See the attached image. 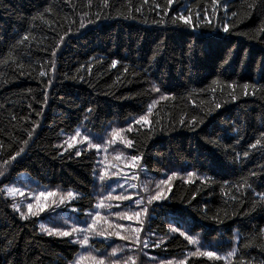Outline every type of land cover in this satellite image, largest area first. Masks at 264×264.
<instances>
[{"label":"trees","instance_id":"obj_1","mask_svg":"<svg viewBox=\"0 0 264 264\" xmlns=\"http://www.w3.org/2000/svg\"><path fill=\"white\" fill-rule=\"evenodd\" d=\"M224 3L227 14L220 6L214 13L211 0H174L171 6L167 0H108L107 7L104 0H0V171L7 169L0 192L35 186L79 194L70 205L49 213L47 207L28 220L11 208L31 200L28 190L15 201L0 196V264H75L89 252L104 256L105 264H123L129 255L137 264H264V196L257 195L264 194V7L260 0L253 9L252 0ZM189 10L194 27L173 23ZM149 105L150 123H133L129 131ZM193 116L201 122L195 131ZM77 131L75 146L64 151ZM84 136L101 150L90 148ZM257 139L261 145L250 148ZM127 140L132 147H123ZM20 147L22 157L5 165ZM134 155L141 159L130 168ZM98 160L109 173L135 176V189L125 184L129 200L105 199L111 207L100 210L128 239L91 237L82 247L74 237L45 235L41 223L61 226L69 219L84 226L85 213L109 192L111 181L94 177ZM161 180L169 183L158 189ZM157 191L164 198L147 205ZM53 200L59 196L45 204ZM145 206L147 214L132 220L114 215ZM137 234L148 247L135 243ZM158 240L164 242L154 247ZM197 248L221 259L191 255Z\"/></svg>","mask_w":264,"mask_h":264},{"label":"snow or ice","instance_id":"obj_2","mask_svg":"<svg viewBox=\"0 0 264 264\" xmlns=\"http://www.w3.org/2000/svg\"><path fill=\"white\" fill-rule=\"evenodd\" d=\"M144 2L147 3L148 0H144ZM173 2H174V0H167V5L171 6ZM211 2L213 5L214 13H215L216 6H220V7H223V9L225 10V13L227 14V9H228L227 3H224L223 5H221L220 0H211ZM260 5L262 7H264V0H260ZM104 6L105 7L108 6V0H104ZM157 7H159V6L157 5ZM255 7H256V0H252V3L248 4V8L253 9ZM136 10L139 11L138 8ZM205 13H207V9H205ZM195 15H196L197 20L201 19L199 12H197ZM231 15L233 17H235L237 15V13L232 12ZM191 17H192V12L190 10L188 11L187 15H185L183 12H180L175 17H173V23H175L177 20H179V21H182L183 24L186 26L194 27L193 20ZM80 27L81 28L85 27L83 22H81ZM222 30H223V32L227 33L229 31L228 25L225 24L223 26ZM259 31L261 33H264V27H261ZM23 40H27V36H25L23 38ZM21 42H23V41H21ZM61 42H63V38H61ZM52 55L55 56V51L52 52ZM225 62H227V61H225ZM117 63H119V62L115 61V60L112 61L111 67L115 68ZM53 69H54V65H53ZM41 75H44V73L42 72ZM230 87H234V86H230ZM243 88L245 90V94L247 95V90L249 88V85L246 83L243 85ZM153 90L156 92H159V88L154 87ZM164 98H166V97H164ZM233 99H235V97H233ZM216 107L220 108L221 105L217 104ZM87 111L91 112V109H88ZM151 113H152V105H149L147 108V113L145 115H141L138 119L132 121L129 124V131L132 130V124L133 123L139 124L141 126L149 124L150 123L149 116L151 115ZM180 123L184 124V121L181 120ZM198 123H201V122H198L196 120L195 116H193L192 119L189 121V124L192 126L193 131H195ZM32 131H34V127H33ZM28 135H29V138H31V132H29ZM79 135H80V132L77 131L76 135L70 138V142H68V141L65 142V143H67V148H64L63 144L58 145L57 147L64 148V151H67L68 149L73 148L75 146V143H76V137H78ZM113 135L115 136L118 134L113 133ZM262 136H264V134H262ZM83 141L88 142L89 147L96 149L97 152H99L101 150V144L90 143L89 136H84ZM27 143H28L27 140L23 141L24 145H27ZM125 143L127 144L128 147H132L133 142L131 140H127V141H125ZM257 145H261V139H257L255 141V143L250 145V148L255 149L257 147ZM0 147H2V145H0ZM24 153H25V147H20L17 151H15L14 154L10 155L9 158L4 161V164L11 166L10 162L11 161H17V158L22 157V155ZM248 154L249 153L247 151H245L243 153V156L247 157ZM61 155H63V153H61ZM73 155H75L76 157H79L81 155V151L77 150L73 153ZM236 158L240 159L239 153L236 154ZM140 159H141V157H139V156H135V155L132 156L130 168H135L137 166V162ZM97 169L98 170H94V177L96 179H98V181H100V182L111 181V183L107 184V187L109 188V192L106 195H102L101 198L98 200V202L95 205H93L92 209L85 213V216L87 219L84 222V226H78L75 222L69 224V219H65L63 222V225H61V226H57L55 224H52L50 226H46L44 223H41L39 225V227L45 235L50 236V237H58V238L74 237V242L80 244L82 247L89 245V241H90L91 237H99L103 240H107L111 237H119L120 239H124V240L128 239L127 236H121L120 235V229L122 228V225H120V224H115V225L108 224L106 217L104 215H101L100 210L111 207L110 205H106L104 203L105 199H109V200L115 199L118 201L119 200H129L131 197L129 195L125 194L127 192V189H125V184H127L129 188L135 189L136 184L132 182V180L135 179V176L133 175L132 177H125L118 171L109 173L104 168L103 161H100V160L97 161ZM6 171H7V169L0 171V177H4L6 179L7 178L5 176ZM173 175L175 176L177 174L173 173ZM187 175L189 177H192L196 174L194 172H188ZM253 175H255V173H253ZM113 177H115V179H113ZM168 183H169V180H161L157 184V188L159 189L161 185H166ZM116 189H120L121 194L113 196L112 192H114ZM145 190L147 191V188ZM17 193H20L21 195H23V193L20 191L19 188L15 187V186H13V187L5 186L3 188V191L0 192V196L6 194L7 197L12 198V201H15V197H16ZM257 195L258 196H264V194H262V193H257ZM57 196H59L58 203H57V201L53 200L52 204H57V206H58V204H65L66 206H68L71 204L72 200L78 198L79 194L74 193L72 191H68L66 193V196H65L64 194L59 193L58 191H39V193L33 197V199L35 201H37V204L35 205V208H36L35 211L33 210L34 204L32 202L26 203L27 214L25 212L21 211V207H22L23 202H12L11 208L13 209V211H15L16 213L19 214L21 219L28 220L30 216H36L39 213L44 212L47 207L52 206V205H46L43 203H39V201H41L42 199H44L46 197H57ZM163 198H164L163 191H157L154 195L148 196L147 205H151L153 201H158V200H161ZM132 203L134 205H139L142 203V200H132ZM71 211L77 212L78 209L71 208ZM147 211H148V208H147V206H145L140 211H135L131 215H129L127 212H124V211L116 212V213H114V215L119 217L120 219L132 220L134 218L140 217L142 213L146 215ZM110 214H112V213H110ZM113 228L115 230H110ZM170 230L172 232H179V234L181 236H184L190 244H196L197 243V241L192 236L187 235L186 232L181 231V229L178 227H171ZM136 231L138 233L139 229H137ZM261 231L264 232V230H261ZM74 234H75V236H74ZM163 242H164L163 240H158V241L154 242L153 246L154 247H160V245ZM8 243H11V241H8ZM135 243L137 245H142L145 248L149 246L147 240H141L138 234L135 238ZM117 251L118 250L116 248H113L110 256L116 257ZM119 251L123 252L124 249L121 248V249H119ZM235 254H236L235 250L228 253L229 256H233V257L235 256ZM191 255H193V256H196V255L204 256V257H207L209 260L221 259V257L217 254V252H215V251H201L199 248H197L196 252L191 253ZM153 259H155V258H153ZM84 260L91 261V264H105L104 256L92 255L91 252H89L87 256H84V255L80 256L79 259L77 261H75V264H82V262ZM110 264H120V259H111ZM123 264H137V261H136L135 257L129 255L123 259ZM159 264H174V262H173V260H162L159 262ZM179 264H186V261L182 259L179 261Z\"/></svg>","mask_w":264,"mask_h":264},{"label":"rangeland","instance_id":"obj_3","mask_svg":"<svg viewBox=\"0 0 264 264\" xmlns=\"http://www.w3.org/2000/svg\"><path fill=\"white\" fill-rule=\"evenodd\" d=\"M10 187H13V186H10ZM16 187V186H15ZM27 187L28 186H24V187H20L21 188V190H28L29 191V195H30V197H31V200H29L28 202H32L33 204H34V209L33 210H36V208H35V205L37 204V201H35L34 199H33V197L35 196V195H37L38 193H39V191H48V190H44V189H42V188H40V187H35V186H32V187H30L29 189H27ZM18 188V187H17ZM20 190V191H21ZM18 194V193H17ZM58 197V196H57ZM57 197H46V198H44V199H42L41 201H39V203H43V204H45V201L46 200H48V199H55V198H57ZM26 203L27 202H25V204H23L25 207H26ZM61 205L62 204H58V206H57V204H52V206L50 207V210L48 211V213L49 212H53V211H57V209H59V208H61ZM58 216H54L53 218H57ZM53 224H55L54 222H53ZM56 225V224H55ZM92 255H94V254H92Z\"/></svg>","mask_w":264,"mask_h":264}]
</instances>
